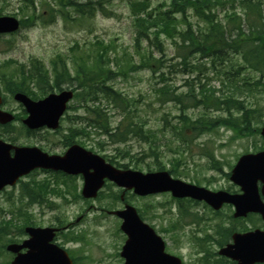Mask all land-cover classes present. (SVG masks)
<instances>
[{"label": "rangeland", "instance_id": "obj_1", "mask_svg": "<svg viewBox=\"0 0 264 264\" xmlns=\"http://www.w3.org/2000/svg\"><path fill=\"white\" fill-rule=\"evenodd\" d=\"M141 1L89 0L90 7L97 4L103 8L94 9L95 14L91 15L78 14L70 6L61 9L59 0H0V15L15 16L21 23L17 31L0 35V94L5 101L1 108L14 113L16 118L12 124L0 126L1 138L16 145L36 146L50 154H62L67 148L66 140L72 139L119 167L141 172L162 167L173 170L172 175L185 182L211 190L238 191V186L229 180L234 163L242 154L264 149L259 134L264 124V76L235 64L237 75L229 77L227 63L211 64L212 59L201 53L186 54L185 61L177 57L174 45L180 40L179 32L187 25L196 33L203 32L210 25L194 17L190 8H186L184 15L174 12L173 19L161 18L156 26L152 22L145 24L151 38L161 31L162 56L153 45L148 47L145 39L139 42L142 49L138 53L134 44V15L138 13L136 4ZM259 1L264 5V0ZM149 2V11L167 10L172 5V0ZM215 3L210 10L213 20L224 21L244 12L241 0H215ZM100 44L108 48L98 62L100 69L95 71L89 65L97 60ZM151 51L162 61L147 68ZM45 70L50 79H36ZM10 74L15 75L12 88H20L33 98L57 91L59 86L74 90L75 95L56 131L25 129L21 122L26 113L2 82ZM101 85L125 97L126 110L110 104L107 95L101 92L87 95L84 91ZM200 85L216 91V96L234 94L245 107L261 110L249 112L254 120L235 133L226 125L202 133L192 131L186 127L199 116H225L223 110L209 111L193 103L190 96L194 89L200 90ZM48 86L55 90L46 92ZM162 88L184 95L182 105L172 100L162 101L164 97L159 94ZM79 93L83 95L78 96ZM89 105L105 107L111 128L127 115L126 120L139 130L128 135L124 142H113L111 136L89 127L87 120L81 119L86 118L84 107ZM179 134L184 135L183 141ZM81 186L80 176L38 169L22 177L16 185L2 189L0 264L10 263L12 254L6 251L5 244L26 238L21 230L27 222L32 226H58L60 231L55 241L70 252L74 264H124L120 256L125 239L119 228L121 221L108 213L122 208L121 189L106 182L95 198L84 199ZM125 200L164 239L166 251L179 256L183 264H201L205 252L210 263L231 264L217 255L220 245L230 239L227 234L261 224L254 214L234 219L230 205L215 211L204 202L178 200L169 193L139 197L127 192ZM189 214L196 216L192 218Z\"/></svg>", "mask_w": 264, "mask_h": 264}, {"label": "water", "instance_id": "obj_2", "mask_svg": "<svg viewBox=\"0 0 264 264\" xmlns=\"http://www.w3.org/2000/svg\"><path fill=\"white\" fill-rule=\"evenodd\" d=\"M18 25L14 17H0V33L12 32ZM71 97V90L51 93L39 100H32L21 92L14 94V99L21 102L28 112L23 122L30 129L43 125L56 128ZM12 120L11 113L0 110V123ZM260 134L264 138V126ZM35 168L60 170L72 175L81 173L84 179L81 193L86 198L95 197L104 180L109 179L120 187L133 189L138 195L170 191L177 198L202 200L215 210L224 203L232 204L235 218L246 217L248 213L254 212L259 213L264 220V202L261 199V195L264 197V150L243 154L238 158L229 178L240 187L241 192L230 193L224 190L211 191L184 182L171 177L166 171L143 173L119 169L77 144L71 145L63 155H49L34 146H16L0 139V190L7 185H14L20 176ZM258 182L261 183L260 189ZM112 213L122 219L120 229L127 236L120 253L124 264H181L178 257L165 252L162 238L141 220L133 206L125 204L124 209ZM56 231L53 227L27 226L25 232L29 237L21 244L11 243L6 247L16 254L12 264H72L67 252L52 242ZM231 239L230 243L220 248L219 255L237 264L264 263V230L234 232ZM23 248L25 252H21Z\"/></svg>", "mask_w": 264, "mask_h": 264}, {"label": "trees", "instance_id": "obj_3", "mask_svg": "<svg viewBox=\"0 0 264 264\" xmlns=\"http://www.w3.org/2000/svg\"><path fill=\"white\" fill-rule=\"evenodd\" d=\"M59 0L61 9L63 6L72 7L78 14L90 13L94 15L95 10H103L102 6L90 7L89 0L85 3H77L72 0ZM215 0H172V5L170 9L162 10L161 8L148 10L150 7L149 0H142L136 5L138 6V13L134 15L135 22V34H134V44L141 51L142 47L139 45V42L145 39L147 41V46L153 45L157 52L162 56L164 53V48L162 45L159 36L161 31L156 32L153 36L150 37V32L147 31L146 23L152 22L153 26H156L157 23L162 18L165 21V18H172L174 12L182 13L183 15L186 12V8H190L195 17L203 20L204 22L209 23L206 30L199 33H195L192 30L190 25L178 33L179 41L174 45L177 50V57H180L185 61L186 54L201 53L206 58H211L212 63H227L228 69L226 72L229 73V77H235L237 75V67L235 64H241L246 69L250 71L259 72L264 75V5L260 3L259 0H242L241 4L245 7V15L243 19L238 22V25L234 27V31H231L229 27L230 24H235V17H226L225 21L219 22L210 18V10L215 6ZM134 6V5H133ZM68 14V13H67ZM69 15V14H68ZM73 18V17H72ZM75 18V17H74ZM240 17H238V20ZM186 20V18H184ZM246 24V29H245ZM166 34L169 35V32ZM100 49H103V52L96 53L97 60L91 62L89 67L93 70L98 71L100 69L98 62L102 61L103 53H106L108 48L107 45L100 44ZM86 57V54H84ZM148 62L145 65L147 68H151L157 63L161 62L162 59L155 57L151 51L147 58ZM237 59H240L238 61ZM81 70L84 71V68L81 66ZM92 71V70H91ZM14 74L4 76L3 83L6 85L7 91H16L21 90L20 88H12L14 85ZM228 77V78H229ZM36 79H50L46 70L40 73ZM56 85H59V80L56 78ZM200 90L196 93L191 94L190 99L195 105H200L207 110L218 111L223 109L226 111V115H217V117H204L199 116L187 125L186 128L195 131L197 133H202L208 131L213 127L226 125L233 131V133L242 130V127H247L251 120H254L253 116L248 115L249 112L259 113L261 109L246 108L242 101L238 100L235 95L225 96L220 98L216 96V91L209 90L202 85H200ZM91 88V86H90ZM22 91V90H21ZM86 94L101 92L107 95L110 104L119 106L122 109L126 110L128 100L121 96L120 93L115 92L111 88L105 85H101L98 88L87 90L85 89ZM81 93L78 94V96ZM161 97H164L162 101L172 100L176 103L182 105L183 99L185 98L182 94H174L172 90L161 89L159 93ZM83 94H81L82 96ZM87 111L86 118H81L87 120V125L91 128L97 129L103 134L109 135L112 137L113 142H124L126 137L132 133L136 134L139 128L133 123L128 122L127 115L124 119L115 127H110L109 117L106 116L105 107L100 105L94 106L89 105L84 107ZM237 112H241L239 115ZM235 116V117H234ZM186 122V118L183 120ZM248 129V128H247ZM184 135L179 134V139L184 140ZM11 141H14L13 138H8ZM72 142V139H67L65 145H68ZM125 167V166H123ZM162 169V167L160 168ZM173 170L170 171L172 173ZM41 193L43 192L40 190ZM192 218H195V214H189ZM31 222H27V225H30ZM2 224H0V233L3 229ZM23 232V230H21ZM1 237V234H0ZM76 237H73V240H76ZM203 241L204 239H200ZM0 246V248H2ZM201 264H218L217 261L210 263L209 257L205 255L201 259Z\"/></svg>", "mask_w": 264, "mask_h": 264}, {"label": "flooded vegetation", "instance_id": "obj_4", "mask_svg": "<svg viewBox=\"0 0 264 264\" xmlns=\"http://www.w3.org/2000/svg\"><path fill=\"white\" fill-rule=\"evenodd\" d=\"M257 217H258V219L260 220V222H261V224L259 225V227H257L258 229H264V221L263 220H261V218H260V216L259 215H256ZM254 228H256V227H254ZM12 258H13V256H12Z\"/></svg>", "mask_w": 264, "mask_h": 264}]
</instances>
